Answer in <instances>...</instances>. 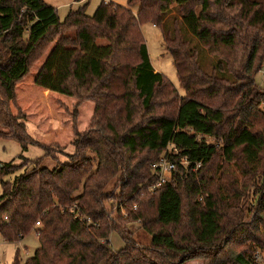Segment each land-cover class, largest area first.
<instances>
[{"label": "trees", "instance_id": "trees-1", "mask_svg": "<svg viewBox=\"0 0 264 264\" xmlns=\"http://www.w3.org/2000/svg\"><path fill=\"white\" fill-rule=\"evenodd\" d=\"M87 7L61 22L42 0H0V140L43 152L35 160L20 156L21 165L0 162L1 239L17 244L34 233L38 241L32 257L22 262L17 252L12 264H258L264 6L128 0L101 2L92 16ZM173 8L180 25L170 29ZM144 23L164 30L183 96L152 68ZM182 31L219 60L212 74ZM165 155L177 164L172 181L149 194L158 179L151 165ZM44 158L56 166L41 167ZM108 202L116 204L115 218ZM116 220L138 225L150 245ZM115 231L124 244L118 251L109 240Z\"/></svg>", "mask_w": 264, "mask_h": 264}, {"label": "rangeland", "instance_id": "rangeland-1", "mask_svg": "<svg viewBox=\"0 0 264 264\" xmlns=\"http://www.w3.org/2000/svg\"><path fill=\"white\" fill-rule=\"evenodd\" d=\"M47 5L53 7L57 11V15L59 20L62 22L70 10H76L82 3L85 4L88 2L87 7V15L92 16L100 5L101 2H112L119 6H126L128 0H82L80 3H75V0H42ZM262 5L264 6V0H259ZM138 8H132L134 13H137ZM176 21V25H180L179 18L176 13V9L173 8L166 16V24L168 28H172L173 24ZM141 33L144 38L150 63L154 71L163 75L179 92L180 96H183V91L179 88L178 78L175 72V69L172 64V60L170 56L166 53L163 41V34L164 30L154 27L151 23H144L141 26ZM182 37L188 41L190 50L193 51L197 57L200 67L204 72L207 74H212L214 72V65L218 64L219 60L215 57L208 55L205 50L200 46V44L193 38L191 35L186 32L182 31ZM98 43H104L99 41ZM220 75V74H218ZM229 78L228 75H226ZM256 81L261 87L262 91H264V70L260 74L257 75ZM66 116L63 115L65 120ZM53 126H57L58 122L53 121ZM60 124V123H59ZM28 133L34 136L36 135L35 130L32 126L27 127ZM49 138V137H48ZM53 146H50V148ZM51 149H57L62 151L60 148L53 147ZM72 148L67 149V153L72 152ZM57 152V151H55ZM23 157L27 160H35L41 158L43 156V152L36 147H29L27 151H23L19 144L15 141L11 140H0V162L1 163H13L14 165H21V160L19 157ZM59 157V156H58ZM61 158V157H60ZM56 166V163L49 158H44L41 162V167H45L48 169H53ZM242 169L240 170L237 166L232 165L230 168V173L232 174L233 178L236 179L237 182L241 183L244 180V176L242 174ZM9 179V178H7ZM165 179L170 182L172 181L171 176H165ZM258 179L260 177L258 176ZM253 182H257L256 180ZM251 182V184L253 183ZM261 183V182H260ZM248 191V190H247ZM250 191V189H249ZM252 191V188H251ZM149 194L152 193V190L149 189ZM106 209L109 212V215L112 218L116 217V204L114 202H108L105 204ZM125 212L122 210L119 216L123 217V220H126L124 217ZM125 222V221H124ZM123 221L116 220L115 225L128 229H136L134 231L133 238L134 240L142 246H149L151 243V237L148 233L141 229H137L136 226H131L128 223H124ZM36 225V224H35ZM38 227V226H36ZM111 247L114 251H118L123 248L124 244L122 243L121 239L117 235V231L112 232L109 236ZM38 248V241L36 235L34 233L29 234L24 240L17 244H7L2 241L0 236V264H12L16 253H19V258L23 262L26 259L33 256L35 250ZM261 250V249H260ZM264 254V249L261 250ZM188 264H202L199 260L190 261Z\"/></svg>", "mask_w": 264, "mask_h": 264}, {"label": "built area", "instance_id": "built-area-1", "mask_svg": "<svg viewBox=\"0 0 264 264\" xmlns=\"http://www.w3.org/2000/svg\"><path fill=\"white\" fill-rule=\"evenodd\" d=\"M174 153H177L174 150ZM187 162H182V164H186ZM177 164L175 161L171 160L168 156H162L158 161L151 165L152 171H154L158 175V179L156 183L151 187L150 190L154 191L160 187H162L168 181L165 179V176H171L176 171ZM199 167V165H197ZM90 224V221L87 220ZM36 226H39V223H36ZM254 259L258 264H264V254L260 249H256L254 253Z\"/></svg>", "mask_w": 264, "mask_h": 264}, {"label": "crops", "instance_id": "crops-1", "mask_svg": "<svg viewBox=\"0 0 264 264\" xmlns=\"http://www.w3.org/2000/svg\"><path fill=\"white\" fill-rule=\"evenodd\" d=\"M156 72V71H155Z\"/></svg>", "mask_w": 264, "mask_h": 264}]
</instances>
